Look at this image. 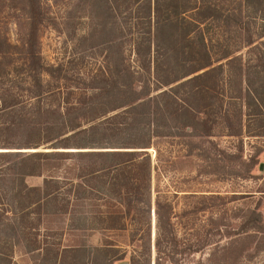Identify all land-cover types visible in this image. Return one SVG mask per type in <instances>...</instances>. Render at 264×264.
<instances>
[{
	"label": "trees",
	"instance_id": "16d2710c",
	"mask_svg": "<svg viewBox=\"0 0 264 264\" xmlns=\"http://www.w3.org/2000/svg\"><path fill=\"white\" fill-rule=\"evenodd\" d=\"M30 1L25 14L28 30L21 47L2 34L0 100L2 98V112L19 106L20 117L29 118L34 124L38 142L51 145L44 149L36 147L33 151H0V264H17L13 251L19 244L28 254L40 256L36 264H97V258L103 264H113L125 258L127 252L108 238L91 249L84 244H67L60 250L58 243L50 240L51 229L43 226L46 216L66 217L68 230L125 232L130 244H138L132 247L129 262L124 260L123 264H151L152 213L154 264H166L163 245L170 242L177 249L173 219L178 215L159 190L153 196L151 178L157 165L148 148L156 144L155 138L162 135V127L168 124L192 136L209 135L201 133L196 123L198 115L205 113V106H196L191 100L197 95L212 99L217 93L215 82L209 84L208 80L218 74L223 73L224 86L230 85L234 79L231 68L236 62L240 63L239 79L245 83V87L239 88L241 96L243 94L248 104L249 100L253 102L259 111L257 115L264 116V48L256 64L248 59L241 62L238 56L229 58L233 53L230 51L214 57L202 27L211 17L206 12L210 5L204 2L164 5L154 0L152 6L144 7L154 13L153 20L150 21V16L147 20H136V32L128 39L134 54L131 67L125 65L121 54L112 72L109 66L102 67L91 74L89 84H67L60 81L61 67L46 65L42 60L38 27L44 12L40 0ZM192 10L194 14L187 16ZM261 36H264V29ZM117 45H123L122 39ZM18 54L20 57H15ZM225 58H229L224 63L228 67L226 70L225 65L219 63ZM16 59L20 62L14 64L16 66L11 69L14 75L6 85V77L10 75L6 65ZM216 62L218 64L213 66ZM186 64L192 67L184 71ZM43 73L50 80L43 81ZM108 74L116 77L112 99H94L98 93L89 92L95 87L93 80ZM236 77L235 73V80ZM105 87H101L100 94L108 91ZM112 101L115 103L108 105ZM239 122L242 129V120ZM114 128L135 129L139 140L129 143L140 149L83 141L98 131L104 134V130ZM76 138L77 142H71ZM155 149L159 154L158 147ZM244 163L243 178L251 177L256 161L250 159ZM28 177H41V184H29ZM248 211L254 218L245 221L243 228L259 230L260 213ZM216 235L222 236L221 228L216 229ZM213 243L217 252L224 253L231 252L238 244L231 239L221 245V238ZM200 250L199 244L191 252ZM171 263L178 264L176 260ZM240 263V251L233 260L224 257L213 260L212 257L209 262H193Z\"/></svg>",
	"mask_w": 264,
	"mask_h": 264
},
{
	"label": "rangeland",
	"instance_id": "374dc122",
	"mask_svg": "<svg viewBox=\"0 0 264 264\" xmlns=\"http://www.w3.org/2000/svg\"><path fill=\"white\" fill-rule=\"evenodd\" d=\"M30 2L0 0V48L2 34H6L10 42L21 47L20 43L28 30L25 14ZM40 2L44 12L43 21L38 27L40 54L46 65L61 67L60 81L67 84L76 82L81 85L89 84L91 74L99 72L102 67L109 66L112 72L121 54L125 59V65L131 67L134 54L128 39L131 38L132 32H136L134 22L147 20L148 16L151 21L154 16L152 11L144 8L152 6L154 0H40ZM160 2L164 5L186 2L197 5L204 2L210 5L206 12H209L211 17L202 27L211 54L215 57L223 51H230L233 53L229 58L238 56L241 62L248 59L253 64L259 63L258 58L264 48V36H261L264 29L262 26L264 2L261 0H160ZM192 14L193 10L186 13L187 16ZM120 39L123 41L122 46L117 45ZM19 55L15 57H20ZM229 58L222 59L219 63L224 64ZM17 62H20V59L6 65L10 74L6 77V85L10 84L14 75L11 69ZM217 64L216 62L213 66ZM239 64L236 62L231 68L234 79L230 85L224 86L223 73L208 80L209 84L215 82L217 93H214L212 99L197 95L191 100L196 106L201 108L205 106V113L198 115L196 123L201 133L208 132L209 135L192 136L183 130L172 129L168 124L162 127V135L158 139L155 138L156 144L148 148L153 163L157 165L151 178L153 196L156 190H159L167 202L173 205L178 215L173 219L177 249L175 250V246L173 247L170 242L163 245L166 264L173 260L178 264H193L197 260L209 262L212 261V257L213 260L222 257L233 260L239 251L240 264H264V168L262 171L259 170V164H264V116L257 115L259 111L253 102L249 100L248 104L246 98L239 92L240 87H245V83L239 79ZM191 67L192 65L186 64L182 70L186 71ZM227 68L225 65L224 70ZM235 73L238 76L236 80ZM42 78L43 81L50 80L46 73L42 74ZM115 81V75L98 76L93 83L91 82L95 87H91L89 92L98 93L94 99L102 101L112 99ZM104 85L108 91L100 94L99 92L103 91L100 89ZM0 86L2 87V78ZM113 103L115 101L108 105ZM18 107L2 112V98L0 100V151H33L36 147L38 149L50 147V142H38L34 124L29 118L20 117ZM99 111L101 109L97 112ZM240 119L242 129L239 126ZM104 131V134L103 131H98L93 137L87 136L83 141L103 144L101 146H137L129 143L139 140L135 129L114 128ZM230 132H233V135ZM78 140L76 138L71 142ZM138 147L130 149H140ZM155 147H158L159 154L156 153ZM250 159L256 161L251 171L252 175L243 178L246 165L244 162ZM0 163L2 164V155ZM41 181V177L27 178V182L32 185H39ZM248 210L260 213L259 230L243 228L245 221H252L254 218ZM151 216V240L148 249L150 262L154 264L156 255L154 213ZM67 222L64 216L44 218L43 226L51 229L50 240L58 243L60 250L67 244H84L91 249L100 246L102 241L108 238L127 252L123 260L113 262L123 264L124 260L129 262L133 248L137 247V242L130 244L125 232L68 230ZM217 228H221V237L216 235ZM0 237L2 238V231ZM220 238L221 245H226L231 239L236 240L238 244L231 252H217L213 242ZM145 241L147 247L146 238ZM199 244L201 250L191 252L192 248ZM39 257L28 254L21 244L13 251V260L17 264H36ZM102 262L97 258V264H103Z\"/></svg>",
	"mask_w": 264,
	"mask_h": 264
},
{
	"label": "water",
	"instance_id": "95a60500",
	"mask_svg": "<svg viewBox=\"0 0 264 264\" xmlns=\"http://www.w3.org/2000/svg\"><path fill=\"white\" fill-rule=\"evenodd\" d=\"M263 168H264V164H263V163H260V164H259V170L262 171ZM126 264H127V263H126Z\"/></svg>",
	"mask_w": 264,
	"mask_h": 264
}]
</instances>
